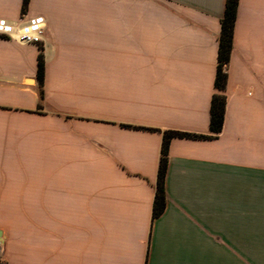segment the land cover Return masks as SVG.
<instances>
[{"label":"crops","instance_id":"0c3cea01","mask_svg":"<svg viewBox=\"0 0 264 264\" xmlns=\"http://www.w3.org/2000/svg\"><path fill=\"white\" fill-rule=\"evenodd\" d=\"M226 2L0 0V264H264V0L219 90ZM165 131L207 137L171 138L153 217Z\"/></svg>","mask_w":264,"mask_h":264},{"label":"trees","instance_id":"16d2710c","mask_svg":"<svg viewBox=\"0 0 264 264\" xmlns=\"http://www.w3.org/2000/svg\"><path fill=\"white\" fill-rule=\"evenodd\" d=\"M29 0H24V10L27 9ZM239 6V0H227L225 13L222 18V30L219 37V64L216 75V87L219 90H224L228 78V73L226 70V65L230 60L231 53L233 50L234 42V30L237 20V11ZM44 74H45V62L42 55L39 56V70L38 78L40 83V94L44 98ZM225 106H226V96L223 93H215L212 102L211 109V122L210 129L212 132H220L223 128L225 119ZM186 136L192 138H204L207 135L179 132V131H165L164 142L162 148V157L159 168L158 177V188L155 196L154 207H153V217L159 216L166 208L167 205V195L165 188V179L168 170V153L170 140L173 136Z\"/></svg>","mask_w":264,"mask_h":264},{"label":"built area","instance_id":"2783aa9c","mask_svg":"<svg viewBox=\"0 0 264 264\" xmlns=\"http://www.w3.org/2000/svg\"><path fill=\"white\" fill-rule=\"evenodd\" d=\"M41 30V22H31L24 24L19 33V38L28 43H38L41 41L40 31ZM4 248L0 243V261L3 260Z\"/></svg>","mask_w":264,"mask_h":264},{"label":"snow or ice","instance_id":"6c2138e0","mask_svg":"<svg viewBox=\"0 0 264 264\" xmlns=\"http://www.w3.org/2000/svg\"><path fill=\"white\" fill-rule=\"evenodd\" d=\"M3 27H4V22L0 21V29H3Z\"/></svg>","mask_w":264,"mask_h":264}]
</instances>
